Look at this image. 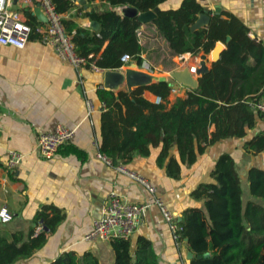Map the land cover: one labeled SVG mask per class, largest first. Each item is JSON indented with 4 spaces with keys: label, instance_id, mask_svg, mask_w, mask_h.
Returning a JSON list of instances; mask_svg holds the SVG:
<instances>
[{
    "label": "trees",
    "instance_id": "obj_1",
    "mask_svg": "<svg viewBox=\"0 0 264 264\" xmlns=\"http://www.w3.org/2000/svg\"><path fill=\"white\" fill-rule=\"evenodd\" d=\"M53 1L59 12L68 7L67 3L60 6L58 0ZM104 1L113 7L132 6L139 12L159 9L145 24L113 8L86 11L83 17L97 21L98 30L73 23L68 26L69 21L63 19L66 30L75 31L72 40L77 54L97 67H119L123 53L141 60V51L149 47L141 45L137 36L142 25L153 27L162 39L170 65L174 64L171 58L176 55L210 53L217 41L225 48L211 62L209 71L197 78V86L185 97H176L169 107L167 97L173 83L170 77L139 85L130 92L97 91L106 107L101 113L99 152L114 164H125L133 154L147 156L150 146H160L157 164L168 176L179 178L180 165L194 164L208 146L228 138H244L240 151L251 156V165L243 169L237 165L240 157L222 152L209 171L213 181L199 183L190 193L193 198L204 200L209 220L208 241L205 243L202 227L179 223L187 251L193 253L186 264H264V157H258L264 152V128L247 137V131H254L257 121L264 119L249 104L264 95V45L249 37L248 28L228 13H210L207 25L191 29L197 16L204 13L197 0H181L175 8H160L165 0ZM28 16L32 24L34 18ZM156 56L158 62L159 55ZM154 66L152 63L151 70ZM144 90L165 102L145 99ZM173 147L178 157L171 154ZM68 152L80 155L75 147ZM13 175L14 171L10 173ZM33 234L34 228L27 240H23L22 232L9 237L0 235V264H13L30 257L45 242L42 230ZM110 243L115 253L113 264H160L151 242L144 237L136 239L134 248L130 239L115 238ZM50 264L99 262L89 251L78 258L73 250H65Z\"/></svg>",
    "mask_w": 264,
    "mask_h": 264
},
{
    "label": "crops",
    "instance_id": "obj_2",
    "mask_svg": "<svg viewBox=\"0 0 264 264\" xmlns=\"http://www.w3.org/2000/svg\"><path fill=\"white\" fill-rule=\"evenodd\" d=\"M197 1L209 17L219 12L235 16L248 28V36L264 45V0ZM58 2L60 6L68 4L67 9L60 12L63 19L69 21L68 26L73 23L90 28L91 20L83 17L86 11L114 9L104 0ZM180 2L165 0L160 8H175ZM14 8L20 9L28 22V14L32 16L33 25L38 22L39 19L31 14L32 8H27L26 12L20 4H14ZM149 28L154 31L153 27ZM146 29V25L139 28L141 33H145ZM139 42L141 44L140 39ZM142 53L149 59L151 49L147 47ZM187 55L193 56L184 53L179 57ZM205 55L206 64L210 68L212 60H209L208 54ZM197 64L198 61L188 62L186 66ZM127 69L138 74H132L129 83ZM156 74L153 70L140 67L122 68L120 65L101 68L93 61H86L78 67L69 65L60 59L52 47L44 45L36 32L30 35L21 49L0 44V208L6 206L12 214L9 221L3 222L0 219V235L9 237L12 233L22 232L23 240H27L29 231L34 228L33 236L42 230L45 238L43 245L30 257L13 264H50L65 250H73L78 258L83 252L89 251L98 259L99 264L114 263L115 253L110 241L84 239L92 221L100 216L103 203L111 190L132 202H142L151 199V196L143 186L117 174L112 166L95 156L94 151H99L101 138V113L106 110L97 91L116 93L126 89L130 92L161 76L165 80L170 77L162 75V72ZM185 95H168L167 107L176 97ZM142 96L154 102L156 95L144 90ZM261 98L264 99V95ZM87 99L93 104L90 113L86 106ZM57 125L74 129L72 139L51 157L38 156L35 152L37 134L52 132ZM262 128L264 119L257 121L254 131H247V137ZM243 141L244 138H228L208 146L204 153L197 156L194 164L180 165L179 178L168 176L164 168L157 164L160 146H150L147 156L133 154L124 165L139 172L155 186L157 196L165 201L178 222L184 221L189 227H202L206 233V243L209 220L204 200L195 199L190 193L199 183L213 181L209 171L222 152L240 157L237 165L243 169L249 167L251 156L240 151ZM72 147L77 148L80 155L69 153ZM9 150L23 154L12 177L6 169ZM170 152L178 157L176 147ZM138 237L151 242L160 264L187 263L186 242L176 247L171 231L155 205L144 209L137 228L129 238L132 248Z\"/></svg>",
    "mask_w": 264,
    "mask_h": 264
},
{
    "label": "built area",
    "instance_id": "obj_3",
    "mask_svg": "<svg viewBox=\"0 0 264 264\" xmlns=\"http://www.w3.org/2000/svg\"><path fill=\"white\" fill-rule=\"evenodd\" d=\"M14 4H20L22 9V5L32 9L38 5L46 21L40 22L38 20L35 25L29 23L23 12L14 8ZM122 7L116 6L114 9L122 14ZM33 32L38 33L39 40L44 45L52 47L60 59L67 64L78 67L86 63L87 58L78 55L76 52L75 44L72 40L75 31L68 32L66 30L63 17L57 10L53 0H0V44L12 45L21 49ZM140 35L141 31L138 30L137 36L140 37ZM140 58L141 60L128 53H123L120 57L121 67H140L150 71L151 64L142 51ZM190 70L195 75V65L190 67ZM190 89L192 87L173 80L169 95L180 96L181 94H186ZM154 102H164V99L160 96H155ZM249 104L254 111L264 116V99H253ZM86 106L89 113L93 111V104L90 99L86 100ZM102 106L104 107L105 105ZM73 135L74 129L62 125H57L52 132H40L36 136L35 152L40 157H51L61 146L66 145ZM94 152L96 157L102 159L107 165L112 166L117 174L124 175L143 186L151 196V199L142 202H132L120 196L116 191L111 190L103 203L100 216L92 221L89 232L84 236L85 240L97 238L106 241L115 238L129 239L137 228L144 209L150 205H155L167 223L176 247H180L186 242V239L182 236V225L171 213L165 201L157 196L155 186L147 178L122 163H112L108 156L98 150ZM22 157V153L9 150L6 163L7 171L13 172L21 162ZM11 218L12 214L8 208L2 206L0 208V219L5 222Z\"/></svg>",
    "mask_w": 264,
    "mask_h": 264
},
{
    "label": "water",
    "instance_id": "obj_4",
    "mask_svg": "<svg viewBox=\"0 0 264 264\" xmlns=\"http://www.w3.org/2000/svg\"><path fill=\"white\" fill-rule=\"evenodd\" d=\"M22 7H23V10L26 12L27 8L25 7V5H22ZM158 9L159 7H155L145 12H139L137 8L135 7L123 6L121 9V12L123 15L128 16V17H136L140 23L145 24V23L150 22L155 17V13L158 11ZM31 14L35 15L36 18L42 22L46 21V18L40 11L38 5L34 7ZM209 20H210V17L208 14L201 13L199 17L196 19V21L192 24L191 29H197V28L203 27L206 24H208ZM89 27L93 30H98L99 24L97 21L91 20L89 22ZM223 49H224V44L222 42L216 43L210 52L211 60L216 61L219 58L220 53ZM190 67L192 66H186L182 71H172L170 73V77L177 82L186 84L194 88L197 86V77L209 71V67L206 64V55L204 53L199 55L198 64L197 66H195V75L191 72ZM126 73L128 77V83L130 82V79H132L131 78L132 74L136 76L138 75L137 72H134L131 69H127ZM157 80H161V81L165 80V77L161 76L159 79L157 78ZM191 257H193V253L188 251L187 258L190 259Z\"/></svg>",
    "mask_w": 264,
    "mask_h": 264
},
{
    "label": "rangeland",
    "instance_id": "obj_5",
    "mask_svg": "<svg viewBox=\"0 0 264 264\" xmlns=\"http://www.w3.org/2000/svg\"><path fill=\"white\" fill-rule=\"evenodd\" d=\"M141 44L143 46H149L151 49V53L149 55V62L150 64L154 63V70L153 72L158 75L159 72H162V75L170 76V73L172 71H182L186 65L189 63H195L199 61V54L194 55V56H184V58H180L179 56H173L171 60L173 61V65L169 64V56L165 53V48H164V42L162 41L161 38H159L156 33L151 29L147 28L145 30V33H141L139 37ZM158 56V62L157 56ZM209 55V60H211L210 53ZM193 59L195 61H193ZM192 60V61H191ZM171 96V95H169ZM173 96V95H172ZM258 157H264V152L258 154ZM251 158V157H250ZM254 159V157H253ZM244 164V163H243ZM247 186V184H246ZM248 198V195H244L243 199L246 200ZM264 204V202H262Z\"/></svg>",
    "mask_w": 264,
    "mask_h": 264
},
{
    "label": "bare ground",
    "instance_id": "obj_6",
    "mask_svg": "<svg viewBox=\"0 0 264 264\" xmlns=\"http://www.w3.org/2000/svg\"><path fill=\"white\" fill-rule=\"evenodd\" d=\"M192 61V60H191ZM193 61H195L194 59H193Z\"/></svg>",
    "mask_w": 264,
    "mask_h": 264
}]
</instances>
